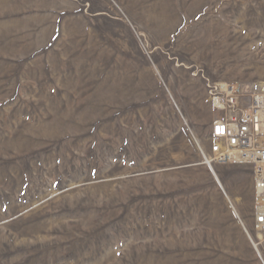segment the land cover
I'll return each instance as SVG.
<instances>
[{
	"label": "rangeland",
	"instance_id": "374dc122",
	"mask_svg": "<svg viewBox=\"0 0 264 264\" xmlns=\"http://www.w3.org/2000/svg\"><path fill=\"white\" fill-rule=\"evenodd\" d=\"M207 81L264 83V0H0V264H264Z\"/></svg>",
	"mask_w": 264,
	"mask_h": 264
},
{
	"label": "built area",
	"instance_id": "2783aa9c",
	"mask_svg": "<svg viewBox=\"0 0 264 264\" xmlns=\"http://www.w3.org/2000/svg\"><path fill=\"white\" fill-rule=\"evenodd\" d=\"M207 87L213 107L223 115L212 127L211 161L254 168L255 235L249 238L258 251L264 247V83L243 86L207 81Z\"/></svg>",
	"mask_w": 264,
	"mask_h": 264
},
{
	"label": "bare ground",
	"instance_id": "6f19581e",
	"mask_svg": "<svg viewBox=\"0 0 264 264\" xmlns=\"http://www.w3.org/2000/svg\"><path fill=\"white\" fill-rule=\"evenodd\" d=\"M235 155H237V154L235 153ZM254 215H255V208H254Z\"/></svg>",
	"mask_w": 264,
	"mask_h": 264
}]
</instances>
